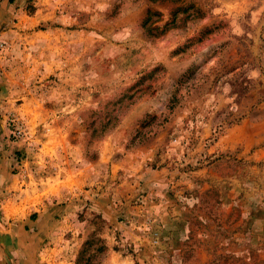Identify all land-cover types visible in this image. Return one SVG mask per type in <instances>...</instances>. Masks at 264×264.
<instances>
[{
    "label": "rangeland",
    "instance_id": "obj_1",
    "mask_svg": "<svg viewBox=\"0 0 264 264\" xmlns=\"http://www.w3.org/2000/svg\"><path fill=\"white\" fill-rule=\"evenodd\" d=\"M0 264H264V0H0Z\"/></svg>",
    "mask_w": 264,
    "mask_h": 264
},
{
    "label": "trees",
    "instance_id": "obj_2",
    "mask_svg": "<svg viewBox=\"0 0 264 264\" xmlns=\"http://www.w3.org/2000/svg\"><path fill=\"white\" fill-rule=\"evenodd\" d=\"M174 21V20H173Z\"/></svg>",
    "mask_w": 264,
    "mask_h": 264
}]
</instances>
